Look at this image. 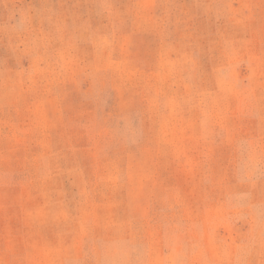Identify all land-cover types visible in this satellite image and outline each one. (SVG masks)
I'll return each mask as SVG.
<instances>
[{
    "label": "rangeland",
    "instance_id": "1",
    "mask_svg": "<svg viewBox=\"0 0 264 264\" xmlns=\"http://www.w3.org/2000/svg\"><path fill=\"white\" fill-rule=\"evenodd\" d=\"M0 264H264V0H0Z\"/></svg>",
    "mask_w": 264,
    "mask_h": 264
}]
</instances>
